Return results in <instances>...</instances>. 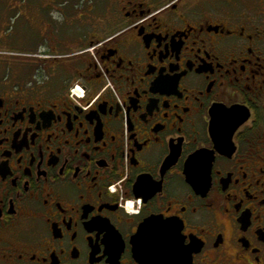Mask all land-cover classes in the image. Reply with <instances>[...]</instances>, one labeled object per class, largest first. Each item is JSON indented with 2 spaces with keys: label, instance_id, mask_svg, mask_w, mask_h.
Masks as SVG:
<instances>
[{
  "label": "flooded vegetation",
  "instance_id": "obj_1",
  "mask_svg": "<svg viewBox=\"0 0 264 264\" xmlns=\"http://www.w3.org/2000/svg\"><path fill=\"white\" fill-rule=\"evenodd\" d=\"M43 36L0 60V264H156L163 223L189 264H264V0H110Z\"/></svg>",
  "mask_w": 264,
  "mask_h": 264
},
{
  "label": "rangeland",
  "instance_id": "obj_2",
  "mask_svg": "<svg viewBox=\"0 0 264 264\" xmlns=\"http://www.w3.org/2000/svg\"><path fill=\"white\" fill-rule=\"evenodd\" d=\"M109 3L110 0H0V60L8 64L14 55L45 49L46 24L73 18L80 11L84 18L101 17ZM89 7L92 13L87 11ZM2 69L1 81L9 78L6 68Z\"/></svg>",
  "mask_w": 264,
  "mask_h": 264
},
{
  "label": "water",
  "instance_id": "obj_3",
  "mask_svg": "<svg viewBox=\"0 0 264 264\" xmlns=\"http://www.w3.org/2000/svg\"><path fill=\"white\" fill-rule=\"evenodd\" d=\"M160 228L161 239L157 240L151 249L145 250L148 258L155 259L157 261L156 264H189L190 260L188 262L185 259L182 248L171 240V236L169 235L170 239L164 238L167 236L168 225L163 223Z\"/></svg>",
  "mask_w": 264,
  "mask_h": 264
}]
</instances>
